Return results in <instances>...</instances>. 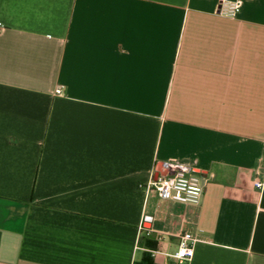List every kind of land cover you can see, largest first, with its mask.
Segmentation results:
<instances>
[{
  "label": "crops",
  "instance_id": "crops-1",
  "mask_svg": "<svg viewBox=\"0 0 264 264\" xmlns=\"http://www.w3.org/2000/svg\"><path fill=\"white\" fill-rule=\"evenodd\" d=\"M172 162L197 204L139 186ZM182 231L264 264V0H0V264H175Z\"/></svg>",
  "mask_w": 264,
  "mask_h": 264
},
{
  "label": "built area",
  "instance_id": "built-area-1",
  "mask_svg": "<svg viewBox=\"0 0 264 264\" xmlns=\"http://www.w3.org/2000/svg\"><path fill=\"white\" fill-rule=\"evenodd\" d=\"M238 3L224 4L219 8V13L233 16ZM61 90L56 89V93ZM254 187L261 191L262 180L255 179ZM147 193H153L160 200L173 201L183 204H197L202 196L203 186L200 177L188 166L178 162L167 165L165 172L158 173L147 182L139 185ZM199 239L189 231H182L178 235V243L175 252L171 255L175 264H189L194 255V244Z\"/></svg>",
  "mask_w": 264,
  "mask_h": 264
},
{
  "label": "water",
  "instance_id": "water-1",
  "mask_svg": "<svg viewBox=\"0 0 264 264\" xmlns=\"http://www.w3.org/2000/svg\"><path fill=\"white\" fill-rule=\"evenodd\" d=\"M145 220H147V221L150 220V217L149 216H146L145 217Z\"/></svg>",
  "mask_w": 264,
  "mask_h": 264
},
{
  "label": "rangeland",
  "instance_id": "rangeland-1",
  "mask_svg": "<svg viewBox=\"0 0 264 264\" xmlns=\"http://www.w3.org/2000/svg\"><path fill=\"white\" fill-rule=\"evenodd\" d=\"M145 226L147 227V226H148V224H145Z\"/></svg>",
  "mask_w": 264,
  "mask_h": 264
}]
</instances>
